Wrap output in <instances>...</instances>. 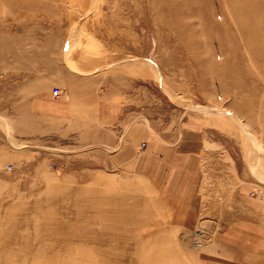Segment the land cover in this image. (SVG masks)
Here are the masks:
<instances>
[{
    "label": "rangeland",
    "instance_id": "rangeland-1",
    "mask_svg": "<svg viewBox=\"0 0 264 264\" xmlns=\"http://www.w3.org/2000/svg\"><path fill=\"white\" fill-rule=\"evenodd\" d=\"M51 101L114 102L154 131L223 118L214 139L255 174L264 0H0V264H202L147 182L92 158L90 126L33 108Z\"/></svg>",
    "mask_w": 264,
    "mask_h": 264
},
{
    "label": "crops",
    "instance_id": "crops-1",
    "mask_svg": "<svg viewBox=\"0 0 264 264\" xmlns=\"http://www.w3.org/2000/svg\"><path fill=\"white\" fill-rule=\"evenodd\" d=\"M41 105L33 108L44 115L80 117L91 127L92 158L101 155L108 168L147 182L161 199L164 220L199 240L202 264H264V195L258 194H264V181L256 176L264 177V151L255 175L249 149L239 158L214 139L213 131L226 132L223 118L187 114L154 131L114 102ZM100 126L105 139L93 129Z\"/></svg>",
    "mask_w": 264,
    "mask_h": 264
},
{
    "label": "built area",
    "instance_id": "built-area-1",
    "mask_svg": "<svg viewBox=\"0 0 264 264\" xmlns=\"http://www.w3.org/2000/svg\"><path fill=\"white\" fill-rule=\"evenodd\" d=\"M143 145H144V144H142V146H143ZM8 169L11 170L12 167H11V166H8ZM258 194H259L260 197H262V196L264 195L262 192H258Z\"/></svg>",
    "mask_w": 264,
    "mask_h": 264
}]
</instances>
